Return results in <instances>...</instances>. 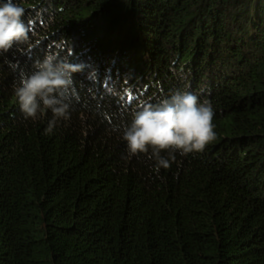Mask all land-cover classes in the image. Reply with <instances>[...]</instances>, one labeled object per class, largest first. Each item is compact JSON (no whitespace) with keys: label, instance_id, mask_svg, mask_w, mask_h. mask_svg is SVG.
<instances>
[{"label":"trees","instance_id":"trees-1","mask_svg":"<svg viewBox=\"0 0 264 264\" xmlns=\"http://www.w3.org/2000/svg\"><path fill=\"white\" fill-rule=\"evenodd\" d=\"M13 2L30 32L0 54V264H264V0ZM47 55L83 69L52 133L15 95ZM175 90L211 104L216 139L156 173L122 133Z\"/></svg>","mask_w":264,"mask_h":264},{"label":"clouds","instance_id":"clouds-1","mask_svg":"<svg viewBox=\"0 0 264 264\" xmlns=\"http://www.w3.org/2000/svg\"><path fill=\"white\" fill-rule=\"evenodd\" d=\"M25 9L13 0L0 5V54H6L14 45L29 42L30 28L24 23ZM81 65L47 55L37 61L35 70L19 81L15 95L25 119L33 121L52 113L46 132L52 133L61 121H68L72 111L74 74ZM213 108L208 101L199 102L190 92L175 90L156 103L145 102L133 114L131 123L123 129L129 154H146L155 161L154 171L168 169L175 160L172 152L181 155L202 152L216 139ZM169 151L170 159L161 153Z\"/></svg>","mask_w":264,"mask_h":264}]
</instances>
